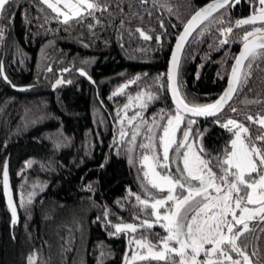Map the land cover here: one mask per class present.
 <instances>
[{"label": "trees", "instance_id": "trees-1", "mask_svg": "<svg viewBox=\"0 0 264 264\" xmlns=\"http://www.w3.org/2000/svg\"><path fill=\"white\" fill-rule=\"evenodd\" d=\"M203 1L149 0L141 6L138 0H108L113 5L109 11L114 15L96 13L101 23L90 30V19L82 24L70 20L66 25L51 19L54 14L40 0H15L11 19L0 21L5 26L0 39V62L9 80L24 86L12 88L0 80V165L8 163L13 198H17L18 191L25 197L32 190L36 194L26 208L17 206L18 218L13 223L11 210L0 192V264H28L27 258L33 254L35 264H99L101 246L108 254L104 264H120L126 242L127 254L132 255L135 249L130 250L128 234L111 236V229L97 221L103 206H107L114 213L113 222H136L132 211L135 200L129 196V190L142 191L137 171L128 164L127 156L123 152L116 155L113 150L123 116L122 113L117 117L116 112L128 103V97H109L137 75L147 73L143 81L125 89L132 96L147 91L144 84L166 73L175 35ZM117 2L125 13L132 3L131 11L139 13L142 19L133 17L121 27V14L114 8ZM249 8L248 0H241L224 19L244 18ZM217 15L219 12L213 13ZM160 20L164 29L160 28ZM205 25L197 29L202 35L193 32L181 54L183 91L190 101L201 104L213 100L223 88L240 43L235 39L219 46L221 37L217 29L224 25ZM136 28L153 39L144 41ZM242 32L243 29H234L232 36ZM157 36L161 37L159 42ZM257 63L259 66L253 65L243 91L230 101L241 114L226 109L222 119L233 116L243 120L245 112L254 116L258 112L264 114V62ZM49 66L52 72L47 71ZM65 68L69 71L64 72ZM78 68H84L95 84L81 76ZM57 78L72 83L54 86ZM245 99L261 103L245 106ZM172 104L165 92L160 100L149 104L144 116L150 118ZM135 111L139 108L133 100L127 115ZM194 119H198L194 128L204 133V147L213 154L219 153L231 133L213 124L211 118ZM124 127L132 130L126 121ZM28 161H32L30 167H26ZM89 185L92 192L88 191ZM154 231L164 234L159 226ZM258 248L264 255V234ZM135 264L145 262L137 260Z\"/></svg>", "mask_w": 264, "mask_h": 264}, {"label": "snow or ice", "instance_id": "snow-or-ice-1", "mask_svg": "<svg viewBox=\"0 0 264 264\" xmlns=\"http://www.w3.org/2000/svg\"><path fill=\"white\" fill-rule=\"evenodd\" d=\"M40 3L54 14L51 19L66 25L70 20L82 24L90 19L92 22L87 24L90 30L101 23L96 13H107L109 17L114 15L109 11L113 5L108 0H75V3L72 0H40ZM138 3L144 6L149 0H138ZM240 3L241 0H213L195 11L178 37L169 71L144 84L147 91H139L135 96L125 92L130 85L143 81L147 77L145 73L128 79L109 97L112 99L122 94L128 97V103L116 112L117 117H121L122 113L123 116L119 119V139L114 140L113 150L116 155L123 152L127 156L128 164L137 171L142 189L141 193L129 190V196L135 200L132 211L136 222H113L111 217L114 213L107 206H103L102 216L97 217L98 222L102 221L111 229L109 235H129L130 250L134 247L135 251L130 257L125 254L124 264H135L137 260L145 264H264V255L258 248L264 234V114L258 112L254 116L245 112L243 120L233 116L221 118L226 115V109L241 114L230 101L243 91L251 78L253 65L258 67V61L264 62V0H248L251 15L226 21L224 18L228 10ZM14 5L15 0H0V21L11 19ZM132 6L129 3L130 11L125 13L119 2L114 5L115 12L121 14V27L133 17L142 19L139 13L131 11ZM216 12L219 15L213 16ZM148 15L152 13L149 11ZM48 18L45 16V19ZM214 24L224 25L217 29L221 37L219 46L239 39L243 50L234 57L227 89L215 102L201 104L190 101L183 91L180 54L193 32H197L201 25L208 28ZM159 25L164 29L163 20L159 21ZM234 29H243V32L233 37ZM135 32L144 41L153 39L141 28H136ZM4 33L5 26L0 24V39H3ZM156 40L159 42L161 37L157 36ZM47 71L52 72V68L49 66ZM77 71L95 84L83 68ZM0 80L9 87L17 88L4 73L2 62ZM65 83L71 84L72 81L57 78L54 86ZM165 92L170 95L172 106L161 108L154 116L145 118L149 104L160 100ZM133 100L137 102L139 111L128 116L127 110L132 107ZM243 103L246 106L261 101L245 99ZM194 117L211 118L213 124L231 133L229 142L219 153L213 154L204 147V133L194 128L198 124V119ZM125 121L132 126L130 132L124 127ZM121 145L126 147L121 148ZM31 165L32 161H28L26 167ZM20 175L23 176V172ZM11 188L8 163L5 161L0 165V192L6 197L13 223H16L17 206L26 208L36 192L29 191L25 197L18 191L17 198H13ZM92 190L89 185L88 191ZM157 226L163 229L164 234L154 231ZM99 255V264H104L108 254L103 246ZM27 260L28 264H35V254Z\"/></svg>", "mask_w": 264, "mask_h": 264}, {"label": "water", "instance_id": "water-1", "mask_svg": "<svg viewBox=\"0 0 264 264\" xmlns=\"http://www.w3.org/2000/svg\"><path fill=\"white\" fill-rule=\"evenodd\" d=\"M211 2H213V0H204L203 2H201L199 5H197L192 11H191V13L187 16V18L185 19V21L182 23V25H181V27L179 28V30H178V32H177V34L175 35V37H174V39H173V41H172V44H171V47H170V51H169V55H168V59H167V68H166V73L169 71V67H170V59H171V55L173 54V52L175 51V45H176V43H177V40H178V37H179V35L180 34H182V32H183V28H184V25H185V23L190 19V17L192 16V14L195 12V11H197L198 9H201V8H204V7H206L209 3H211ZM252 14V10H250V12L248 13V14H246L245 16H243L244 18H247L249 15H251ZM188 39H189V37H188ZM251 39V38H250ZM186 44V43H185ZM185 46V45H184ZM183 49H184V47H183ZM243 50V44H242V42H240L239 43V45H238V48H237V50H236V52H235V54H234V56H233V58H232V60H231V62H230V65H229V69H228V72H227V75H226V81H225V84H224V86H223V88L221 89V91L218 93V95L213 99V100H211V101H209V102H207V103H211V102H215V100L220 96V95H222V93L227 89V87H228V83H229V75H228V73L230 72V70H231V67H232V65L234 64V57H236V56H238L239 54H240V52ZM182 54V53H181ZM180 54V55H181ZM78 69H80V68H78ZM84 69V68H83ZM85 70V69H84ZM4 71V70H3ZM86 71V70H85ZM87 72V71H86ZM88 73V72H87ZM89 74V73H88ZM89 76H91L90 74H89ZM91 79L93 80V77L91 76ZM14 85H16L17 87H22V86H24V85H18V84H14ZM171 98V97H170ZM172 100V99H171ZM173 102V101H172ZM10 195H12V193L10 192ZM5 197V196H4ZM5 200H6V202H7V204H8V201H7V199H6V197H5ZM11 210V209H10ZM17 218H18V211H17ZM127 251H128V242H126V245H125V249H124V252H123V256H122V261H121V263L120 264H124V257H125V254L127 253Z\"/></svg>", "mask_w": 264, "mask_h": 264}, {"label": "flooded vegetation", "instance_id": "flooded-vegetation-1", "mask_svg": "<svg viewBox=\"0 0 264 264\" xmlns=\"http://www.w3.org/2000/svg\"><path fill=\"white\" fill-rule=\"evenodd\" d=\"M249 10H252L251 8H249Z\"/></svg>", "mask_w": 264, "mask_h": 264}, {"label": "rangeland", "instance_id": "rangeland-1", "mask_svg": "<svg viewBox=\"0 0 264 264\" xmlns=\"http://www.w3.org/2000/svg\"><path fill=\"white\" fill-rule=\"evenodd\" d=\"M2 61V60H1ZM179 135V134H178Z\"/></svg>", "mask_w": 264, "mask_h": 264}]
</instances>
